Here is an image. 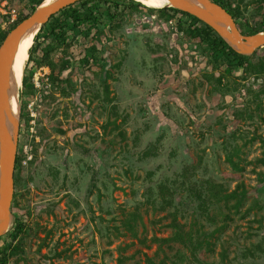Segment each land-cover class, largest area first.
<instances>
[{
    "label": "rangeland",
    "instance_id": "obj_1",
    "mask_svg": "<svg viewBox=\"0 0 264 264\" xmlns=\"http://www.w3.org/2000/svg\"><path fill=\"white\" fill-rule=\"evenodd\" d=\"M27 1L0 0L2 30L27 14ZM247 18L249 26L262 19ZM172 27L138 13L126 17L118 31L109 33L106 28L100 38H79L67 56L82 59L93 48L95 57L89 67L79 65L69 75L70 88L76 92L65 98L55 93L53 103L41 93L27 100L32 121L20 135L18 131L17 142V152L25 158L21 196L10 210L11 225L13 215L19 216L22 209L31 213L26 222L31 233L23 241L19 264H144L136 250L158 263L164 256L156 258V246L149 240L153 235L167 238L172 230L162 229L168 222L163 213L142 205L145 194L198 162L197 178L212 176L228 192L242 183L246 197L237 213L229 211L231 221L212 241L213 252L202 250L197 258L218 264L222 246L226 264H264V251H258L264 249V117L251 113L250 104L264 85L236 71L229 81L232 91L222 88L216 93L204 77L218 76L222 68L212 70L204 46L178 36ZM263 48L254 51L257 57L264 56ZM48 74L46 67L40 68L32 81L46 94L51 89ZM247 104L249 114L236 119L234 113ZM225 142L242 148V171L232 170L226 162ZM153 146L157 149L145 157ZM35 151L32 171L28 163ZM30 170L36 176L31 182ZM89 190L92 193L86 196ZM179 200L188 203L179 217L187 231L197 213L196 202L188 194L176 195L174 203ZM136 207L141 218L135 221L136 238L116 231L121 212L127 216ZM205 226L213 230L212 225ZM0 238L1 247L5 234ZM142 238L148 248L138 243ZM177 249L190 256L179 244L164 246L169 255ZM248 250L255 253L254 259L244 256ZM15 262L16 257L10 258V264Z\"/></svg>",
    "mask_w": 264,
    "mask_h": 264
},
{
    "label": "trees",
    "instance_id": "obj_2",
    "mask_svg": "<svg viewBox=\"0 0 264 264\" xmlns=\"http://www.w3.org/2000/svg\"><path fill=\"white\" fill-rule=\"evenodd\" d=\"M43 1L28 0L26 15H21L6 31L2 30L0 26V46L6 35L27 19ZM210 1L221 6L232 17L236 28L242 36L252 37L264 32V0ZM249 6H252V10L248 12ZM138 13H144L147 17H155L159 22L170 24L178 36L187 37L189 40L204 46L203 51L210 57L213 65L212 70L217 71L222 68L218 76L212 74L204 77L206 83H209L212 86V90L216 93H220L222 88H224V91H232L229 88V81L236 71H241L247 77L252 76L260 80L264 85V56L257 57L256 52L251 56L237 53L222 40L212 27L186 12L174 8H148L131 0H123L122 2L120 0H82L51 16L33 40L32 46L28 51V60L19 92V135L23 126L28 128V124L32 121L27 110L29 99L32 100L37 93H41V98L48 99L49 102L53 103L55 93H58L61 98H65L76 92L75 88H70L69 75L76 72L79 69V65L87 64V66H84L89 67V61L95 56L92 48L91 52L88 50L82 59L80 56L76 59L71 58L70 55L67 56V52L72 45H75L79 38L88 40L95 35L100 38L106 28L109 29V33L118 31L126 17H131ZM247 15L251 17L253 15H261L262 19L255 22L254 26H249ZM251 59H255V61L251 63ZM43 67L49 70L46 78L48 85L51 87L49 95L46 94V91H38L32 82L36 70ZM68 71H70L68 76L63 78V75ZM223 81H225L224 85ZM259 97H264V90H261L259 96L257 98L255 96V99L250 102L253 105L251 113H255L257 117L261 115L264 117V101H261ZM250 104L244 105V110L235 112L234 117L240 120L244 119L250 112L248 110ZM255 137L257 138V136ZM255 137H253V140ZM261 142L264 145V139ZM19 146L20 144L17 145V150H19ZM222 147L225 152V160L231 169L236 172L242 171V148L236 142H230L229 144L225 142ZM156 149L157 147L153 146L152 149L144 153V156L150 155V153H153L151 151ZM36 155L37 151L34 152L33 160L28 163L29 169L32 171H35ZM23 159L25 158L19 156L17 152L13 174L14 193L10 210L17 206L18 197L21 196L19 190L22 185L20 173ZM200 164L198 162L196 165H186L174 178L170 180L165 178L159 182L155 191L152 189L147 190L146 198L142 205L152 211L156 210L163 213L165 216L163 220H168V222L161 227L162 229L172 230V233L167 238H159L153 235L149 240L150 245L156 246L154 254L156 258L160 253L164 256L158 263H155L156 261L153 258L147 257L144 252L135 251L137 256L143 255L144 264H214L201 261L196 254L202 250L207 253L213 252L214 244L212 241L217 239L215 236L226 228L227 222L231 221L229 211L234 210L237 213L243 206L246 191L242 183L238 184L233 191L228 192L225 186L216 182L212 176L205 174V177L197 178V171L201 170ZM31 170L29 182L36 177ZM26 182L27 180L23 183L26 184ZM91 193L92 191L89 190L86 196ZM178 194H188L190 200L196 202L197 213L196 216H193L191 228L187 231L182 225H179V217L182 216L181 212L188 203L179 200L175 204V196ZM21 211L22 214L19 216L13 215L12 225L5 233V239H2L0 264H10V258L12 257H16L14 264H19V262L23 261V241L31 233V228L27 226L26 222L28 218L30 219L31 213L29 210L22 209ZM121 214L119 219L120 226H116L114 229L118 232L122 230L124 233H131L136 238L135 221L140 215L139 207H136L127 216H124L123 212ZM139 221L141 222V218H139ZM205 223L212 225L213 230L209 231ZM257 223L261 224V221H257ZM138 243L144 249L149 247L145 238L139 239ZM171 243L179 244L181 248L188 250L190 256L181 249L175 250L170 255L165 253L164 246ZM220 247L221 252L218 254L220 258L218 264H226L227 253L222 246ZM124 249L122 248L121 251H124ZM258 251L263 252L264 249L260 247ZM254 254L253 251L248 250L244 256L248 259H254Z\"/></svg>",
    "mask_w": 264,
    "mask_h": 264
},
{
    "label": "water",
    "instance_id": "obj_3",
    "mask_svg": "<svg viewBox=\"0 0 264 264\" xmlns=\"http://www.w3.org/2000/svg\"><path fill=\"white\" fill-rule=\"evenodd\" d=\"M79 1L82 0H58L52 5L40 8L41 3L27 19L10 31L3 41L4 50L0 56V145L3 148L2 162H0V219L12 216L10 208L14 193L13 174L19 131V116L16 127L12 129L10 125L12 105L9 99L8 87L13 78V55L18 49L22 35L28 27L40 22L43 23V26L51 16ZM189 1L210 14L212 19L208 20V18L199 17L198 15H201V13L196 14L190 8L179 9L171 5L155 8H174L196 17L212 27L234 51L244 56H251L254 51L264 47V32L257 34L260 35L259 38H255L257 35L252 37L242 36L236 28L232 17L221 6L210 0ZM226 39L232 40L236 47L229 44Z\"/></svg>",
    "mask_w": 264,
    "mask_h": 264
},
{
    "label": "bare ground",
    "instance_id": "obj_4",
    "mask_svg": "<svg viewBox=\"0 0 264 264\" xmlns=\"http://www.w3.org/2000/svg\"><path fill=\"white\" fill-rule=\"evenodd\" d=\"M57 1L58 0H44L40 8L52 5ZM131 1H134L135 3L137 2L143 4L148 8L163 7L166 5L175 6L179 9L190 8L192 11L196 12V14L201 13V15H198L199 17L208 18V20L212 19L210 14L206 13L199 6L193 4L189 0H131ZM42 24H43L42 22L35 23L25 30L24 34L22 35L20 45L13 55V59H12L13 78L11 79V82L8 87L9 99L12 105L11 117H10V125L12 129L16 127L17 118L19 116V111H20L19 92L22 86L24 69L28 60V51L32 46L36 34L41 29ZM259 37L260 35H257L255 38H259ZM226 41L232 46L236 47V44L232 40L226 39ZM3 50L4 47L1 46L0 56ZM2 156H3V148L0 145V162H2ZM10 225H11V220L9 217L0 219V236L4 235L8 231Z\"/></svg>",
    "mask_w": 264,
    "mask_h": 264
},
{
    "label": "clouds",
    "instance_id": "obj_5",
    "mask_svg": "<svg viewBox=\"0 0 264 264\" xmlns=\"http://www.w3.org/2000/svg\"><path fill=\"white\" fill-rule=\"evenodd\" d=\"M146 7V6H145ZM156 9V8H155Z\"/></svg>",
    "mask_w": 264,
    "mask_h": 264
}]
</instances>
